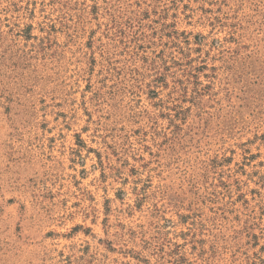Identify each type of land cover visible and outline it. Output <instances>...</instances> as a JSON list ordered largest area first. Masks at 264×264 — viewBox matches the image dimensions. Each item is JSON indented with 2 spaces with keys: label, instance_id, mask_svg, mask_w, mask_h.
<instances>
[{
  "label": "rangeland",
  "instance_id": "rangeland-1",
  "mask_svg": "<svg viewBox=\"0 0 264 264\" xmlns=\"http://www.w3.org/2000/svg\"><path fill=\"white\" fill-rule=\"evenodd\" d=\"M0 264H264V0H0Z\"/></svg>",
  "mask_w": 264,
  "mask_h": 264
}]
</instances>
